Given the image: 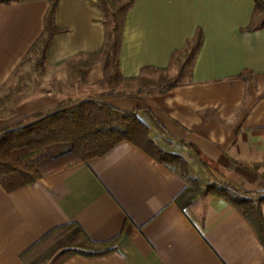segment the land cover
Segmentation results:
<instances>
[{
	"label": "crops",
	"instance_id": "obj_1",
	"mask_svg": "<svg viewBox=\"0 0 264 264\" xmlns=\"http://www.w3.org/2000/svg\"><path fill=\"white\" fill-rule=\"evenodd\" d=\"M56 1L53 39L37 90L0 117L5 129L30 125L90 98L140 119L166 152L182 157L205 183L264 194V28L249 31L254 0H135L120 54L125 79L166 69L175 51L203 33L190 79L168 91L126 90L103 97L102 63L72 82L66 63L98 54L105 42L98 0H19L0 5V90L44 32ZM187 182L130 143L64 167L8 192L0 184V264L22 256L53 230L76 225L93 242L118 238L116 251L73 255L62 264H264L251 223L226 200L204 195L182 210ZM264 220V203L261 205ZM29 256H26V260Z\"/></svg>",
	"mask_w": 264,
	"mask_h": 264
},
{
	"label": "trees",
	"instance_id": "obj_2",
	"mask_svg": "<svg viewBox=\"0 0 264 264\" xmlns=\"http://www.w3.org/2000/svg\"><path fill=\"white\" fill-rule=\"evenodd\" d=\"M17 1L19 0H0V5ZM98 1L104 18V46L98 54H83L66 63L73 83L83 82V71L98 62L102 63L104 71V78L97 85L103 97L121 95L126 90H133L136 84H141L140 87L159 86L160 91L165 93L189 81V73L203 45L201 30L187 41L184 49L173 53L168 68L144 69L139 77L125 79L120 71V54L126 17L135 0ZM254 1L255 13L249 31L255 30V23L259 19H263L259 28H264V0ZM56 8L55 1L46 15L44 32L31 50V53L37 51L40 54L38 69L45 67L53 39L60 33L55 26ZM175 67H178L177 73L172 77L168 76ZM149 71L162 73L161 83L144 82V73ZM8 112L12 113V108ZM141 112L142 110L123 111L103 100L90 98L30 125L5 129L0 134V184L6 191L13 192L37 183L46 174L58 169L101 158L126 142L169 167L187 182L186 189L176 199L180 209L189 208L197 198L204 195L220 197L251 223L264 246V220L261 211L264 194L249 195L230 183H205L182 157L170 154L156 144L151 138L150 128L139 117ZM117 241L118 238L102 243L93 242L80 227L68 225L47 234L22 258L26 264H37L34 260H26V256L47 245L49 258H54L51 264L57 259L59 262L55 264H62L73 255L100 257L115 252ZM47 258L42 263L49 259Z\"/></svg>",
	"mask_w": 264,
	"mask_h": 264
},
{
	"label": "rangeland",
	"instance_id": "obj_3",
	"mask_svg": "<svg viewBox=\"0 0 264 264\" xmlns=\"http://www.w3.org/2000/svg\"><path fill=\"white\" fill-rule=\"evenodd\" d=\"M262 20V19H261ZM41 63L40 54L37 51H33L27 59L21 64V66L15 72V75L9 80V82L0 90V117L7 116L9 114L10 108H12L14 102L32 92L37 90L41 84V77L43 73V68H37V66ZM178 71V67L170 70L167 74L168 76H174ZM144 79L146 83H161L162 73L149 71L144 73ZM141 84H136L133 90L141 91H160L161 87L150 86H142ZM144 85V84H142ZM148 85V84H146ZM47 245L38 248L34 251L28 258V261H35L37 264H51L52 260L49 258V250L47 249ZM43 255H42V254ZM49 259H48V258ZM48 259L46 262L44 260ZM59 259H57L53 264L58 263Z\"/></svg>",
	"mask_w": 264,
	"mask_h": 264
}]
</instances>
